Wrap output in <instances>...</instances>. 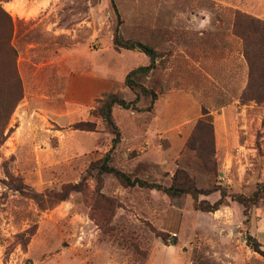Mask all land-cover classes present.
Segmentation results:
<instances>
[{"label": "rangeland", "instance_id": "1", "mask_svg": "<svg viewBox=\"0 0 264 264\" xmlns=\"http://www.w3.org/2000/svg\"><path fill=\"white\" fill-rule=\"evenodd\" d=\"M115 2L120 19L111 0L0 1L24 87L0 146V264H264L248 243L250 235L264 250V197L248 209L233 198L264 183V37L249 30V17L264 21V0ZM3 21L0 12V32ZM117 26L160 54L140 77L154 102L125 82L150 59L115 46ZM11 60L0 40V113ZM113 93L138 97L142 110L114 106L121 141L112 164L164 186L194 185L197 203L226 189L218 210L111 174L102 192L112 201L94 179L60 200L112 146L97 109Z\"/></svg>", "mask_w": 264, "mask_h": 264}, {"label": "trees", "instance_id": "2", "mask_svg": "<svg viewBox=\"0 0 264 264\" xmlns=\"http://www.w3.org/2000/svg\"><path fill=\"white\" fill-rule=\"evenodd\" d=\"M0 1L8 2L11 0H0ZM111 3L116 15L118 16V19H120V13L115 0H111ZM0 12H2L4 16V21L2 23L3 29L0 32V40L2 41V47L4 48V51L7 54H9L12 59L10 62L9 72L7 74V79L10 88L8 93L10 97V101L8 102V104L3 106L4 108L2 109L4 111L0 113V116L2 118L4 117V120L0 122V146H1L2 144H4V142L7 140L9 136V134L7 135L4 134V130L6 126L5 119L11 114V112L15 109L17 103L23 98L24 87L17 66L18 50L11 42L14 33L13 18L9 13L3 10L1 3H0ZM250 28L254 29V31H256L261 38L264 37V21H261V19L249 17V30ZM113 42L117 47L130 49V50H140L149 57L150 63L148 65H141L131 70L127 74L125 78V82L132 90L140 89V91L144 95L150 96L152 102H154L157 98V92L154 89L148 88L143 83H141L140 77L148 76L149 73L156 68V64L158 63L157 58L160 56V54L157 52V50L154 47H152L147 43L142 42L141 40H131L125 38L124 36L121 35L118 26L114 32ZM258 42L260 46L263 44L262 40ZM250 43L251 42H249V53L248 52L247 53L249 56V63L252 65ZM138 99L139 98L137 97L134 100H127L124 97L120 96L119 94L113 93L108 95L104 100L101 101L97 111L99 117L102 119L106 128L114 135V137L112 138V146L110 150L106 152L102 158L91 162V164L89 165L84 175L82 176V179L79 182L70 183L66 185V187L64 188L65 190L64 193L62 194V196H60V200L68 199L72 192H82L83 186L85 185L86 181L88 179H94L96 181L95 189L97 194L100 195V197L103 200L112 201L110 197H108L106 194L102 192V188L104 184V176L107 174H111L115 176L119 181V183L124 187L138 186L148 189L163 190L171 196H182L185 194H190L194 198V201L197 203L198 196L201 193L200 192L201 190H199L194 185L185 187L184 186L185 183L178 182L170 186H164L158 182H151L148 181L147 179H143L138 176L132 177L130 173L112 164L113 161L112 152L116 149L117 145L121 141V131L119 126L115 122L113 108L115 105H119L125 109H133V110L141 111L142 108H140L137 105ZM77 128L85 129V130H95V123L80 122ZM227 194H228L227 190L222 189V196L215 203L211 204L208 201H203L197 203V205L200 209L204 211H209V212L216 211L221 207V205L225 203V198L227 197ZM262 197H264V183H259L257 189L250 196H246L245 194H239V193L233 194V198L235 200H238L240 203H242L246 207V209L250 208ZM159 235L164 240H166L162 233H160ZM176 243H177L176 240L172 242V244H176ZM248 243L255 251L259 252L261 255L264 256V250L261 249V244L255 238L249 235Z\"/></svg>", "mask_w": 264, "mask_h": 264}, {"label": "crops", "instance_id": "3", "mask_svg": "<svg viewBox=\"0 0 264 264\" xmlns=\"http://www.w3.org/2000/svg\"><path fill=\"white\" fill-rule=\"evenodd\" d=\"M12 1V0H11ZM11 1H8V2H11ZM174 247V246H173Z\"/></svg>", "mask_w": 264, "mask_h": 264}]
</instances>
